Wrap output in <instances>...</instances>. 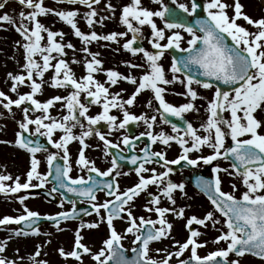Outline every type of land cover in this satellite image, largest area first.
I'll use <instances>...</instances> for the list:
<instances>
[{
  "label": "snow or ice",
  "instance_id": "1",
  "mask_svg": "<svg viewBox=\"0 0 264 264\" xmlns=\"http://www.w3.org/2000/svg\"><path fill=\"white\" fill-rule=\"evenodd\" d=\"M17 2L22 8L29 9L27 12L20 11L18 13L19 23H17L16 18L7 13L0 15V23L11 24L23 39V43H18L24 50L23 70L26 75L8 73L12 81L10 91L16 92L18 86L24 84L26 80L31 82L29 85L31 91L26 94H18L16 99H11L4 92H0V103H2L3 108L9 111H11L12 106L21 108L22 105L30 103L31 108H21L24 115L22 120L18 121L19 131L15 133V145L25 149L30 154L31 159L24 183H20L19 177L12 180L10 175L0 174V194L17 193L22 189L27 190L29 188H43L48 182L49 176H52V179L56 181L55 186L50 190L52 193L57 192L58 189H63L64 192L87 201L91 211L83 209L84 215L95 213L99 219L90 223L82 221L79 224L75 229L72 250L65 252L63 248L58 249L59 255L63 258L72 257L79 261L82 254H89L95 264H170L173 257L177 258L178 264H240L238 259H226L230 253H234L236 257L249 254L264 261V134L259 131L264 127V117L257 119V116L254 115L258 110L260 113H264V18L253 20L244 14L243 5L239 0H235L234 5L226 3L225 0H204L202 5L197 0H192L190 6L172 0V4L189 17L197 14V10L202 8L204 18L195 19V27L186 26L179 22H166L164 28L161 29L157 27L153 18L164 19L165 14L171 12V9L164 5L162 0H153V3L160 5V10L157 11L143 7L141 0H130V3L122 7L119 16L120 23L126 27L127 32L132 33V38L126 40L123 48L133 55L142 53L147 71L139 77H134L131 74L125 76L114 70H106L105 72L106 82L109 85H116L123 80L134 86V91L125 100L120 98V93L110 96L108 88L94 79L93 73L100 70L102 62L96 58L98 53L90 52L87 45L100 40L117 42L118 38H123L127 32L98 35L95 31H91L85 34L77 25V17L80 13L74 8L69 10L48 8L44 6L43 0H17ZM7 3L8 0H0V9H3ZM57 3L84 5L89 9L83 14L87 25L91 28L94 23L98 22L93 19L98 13L92 5H98L100 0H57ZM105 8L109 12L115 11L110 3L105 4ZM229 8H232V15H229L227 11ZM49 14L70 26L72 34L78 37L83 45L81 51L92 57L90 61L85 62L84 68L87 74L80 80L75 78L69 64L64 59L51 55L55 52L59 57H62L66 54L65 48L71 49L73 52L76 49L71 42L66 44L56 42L55 37L59 36L63 39L65 34L49 30L37 19L39 16ZM107 18L106 16L100 17V22ZM240 18L248 25L256 28L257 31L250 32L238 24L237 20ZM25 21L31 24L30 28ZM145 25L151 28L152 38L149 43L156 50L154 53L146 51L143 47L133 46L141 36V27ZM165 29H182L188 33L190 39L187 40V47H181L183 37L179 31H174L166 36ZM41 33H47V45L41 44L43 39ZM227 39H230V45L226 43ZM162 40L167 42L162 44L160 42ZM172 48L187 55L179 59L173 58L168 69L172 73L171 79H169L159 61L164 56L165 51ZM37 54L40 55L42 64L34 59ZM53 59L56 60L54 65L51 63ZM72 62L77 63L78 61L73 57ZM127 66L129 68L144 67V65L132 63H128ZM49 68H54L49 86L70 88L71 90L67 96H53L41 103L34 97L41 91L42 78ZM34 76L39 78L41 82L37 83L33 79ZM197 77L204 79H197ZM212 81L230 86L231 92L224 91L219 87L215 88L212 98L207 103V119L201 123L199 129L185 121L183 128L177 127L174 123L171 124L172 132L175 135L166 134L162 131L154 134L151 130L157 120L156 115L150 118L144 114L133 115L125 107H132L139 94L144 90H150L154 101L159 105V108L155 110L159 113L160 123H171L166 119L167 116L183 120L184 113L196 110L193 102L200 98L193 85L212 89ZM177 82L182 84L184 88V92L177 93V95H183L187 102L174 106L165 100L164 94L167 91L165 86ZM81 93H85V100L91 98L89 103L100 104L102 111L96 116L87 115L88 106L80 102ZM57 102L62 103L68 113L60 119L49 115V108ZM147 106L154 107L152 100L148 101ZM111 108L118 109L123 116V119L118 123L117 116L110 114ZM37 110L43 114L35 119L30 118L29 112ZM76 112L79 113V117H83L87 121L86 130L84 124L74 115ZM224 113H228L230 118H225ZM46 120L50 122L45 123ZM101 121L106 124L109 134L114 129L126 128L130 122L142 121L147 128L146 132L134 137L135 140H139L140 137L147 136L149 144L140 149L143 155L133 154L128 160L129 164L136 165L134 171L138 177V182L123 191L120 190L115 181V176L122 175L116 171L118 168L116 158L112 159L111 167L101 171L85 155V149L90 147L85 143V138L91 135H95L99 141L103 142L106 156L109 154L110 148H118V144L109 141L105 133L95 128ZM77 124L81 128L79 135L72 132ZM30 126L35 127L31 128ZM57 130L63 134L58 140H55L53 133ZM201 131L203 135L198 134ZM24 133H28L29 136H45L48 144L57 149V153H51L46 157L49 166L47 174H41L38 171L40 161L35 155L38 152L47 151V149L40 143L25 137ZM227 137L231 139L230 146L225 144ZM72 141H78L80 145L78 158L75 161L78 168L89 174L94 173L96 177H112L111 182L97 180L92 175H88L86 179L84 176L73 178L70 175L72 168L68 145ZM170 142H175L180 149V154L175 159H167L164 151L150 150L152 144L160 143L170 147ZM121 143L126 147L135 148L128 136H124ZM205 147L211 149L209 155H199L195 158L190 155L194 152L200 153ZM61 151L63 155L60 158L64 161L63 167L54 166L53 162ZM120 158L123 159L122 156ZM220 159L230 161L231 171L227 168L213 166L211 180L197 177V188L207 196L214 211H207L202 218L193 215L186 219L184 227L189 234L183 243L173 241L172 247L176 249L174 252L167 248L156 249L157 252L163 251L166 255L159 260L150 256L152 242L171 238L173 225L166 219V214L183 219L185 209L183 207H159L160 196L149 193L151 199L148 200L144 210L149 213L154 212L156 219H146L143 216L136 217L131 210L135 197L145 191L149 185H156L162 196L167 198L170 204L175 205L173 193L176 190L185 193V185L173 183L167 179L173 171L170 165H178L183 161L188 166L196 167L201 162L204 165H211L213 161ZM152 163H160V167L164 171L157 173L156 169L145 167L146 164ZM53 167L54 175L52 174ZM114 171L115 176L112 175ZM148 172L151 173L150 176L143 175V173ZM221 172L240 178V183L245 190L239 198L233 195L237 191L236 184L231 185L232 192L222 190V180L219 175ZM123 174L126 175L127 173ZM9 180H12V184L6 185L4 182ZM33 180H36L37 183L33 184ZM97 191H105V194L112 199L105 200L103 203L98 202ZM26 198L21 196L18 199L23 205ZM72 204L73 208L70 211H62L44 217L25 206L21 215L16 217L6 215L0 218V225L23 223L31 234L38 235L39 231L33 225L36 224L37 220L43 218L52 221L57 230H62L60 229L62 220L79 218L80 214L76 211L75 202L73 201ZM101 210H103V214ZM216 213L223 219H217ZM125 218L127 227L123 234L118 233L114 227V220H124ZM209 221L214 229H216V225L221 226L216 229L219 235L212 240V243L224 242L226 247L218 248L201 256L198 254V249L205 247L208 241L198 242L196 238L202 233L194 230L191 226L197 224L207 227L206 222ZM100 223L106 224L108 236L102 241V247L93 253L88 246L82 243L81 230L97 228ZM14 234L28 235L29 232L16 230ZM129 234L134 237L131 243L135 246L131 249L133 253L131 257L125 255V250L121 244L124 237ZM5 248L6 243L0 241V253H3ZM186 250L190 251V257L187 260L179 259ZM39 251L40 246L38 245L35 255H39ZM0 264H16V261L0 256ZM33 264H46V262L33 259Z\"/></svg>",
  "mask_w": 264,
  "mask_h": 264
},
{
  "label": "rangeland",
  "instance_id": "2",
  "mask_svg": "<svg viewBox=\"0 0 264 264\" xmlns=\"http://www.w3.org/2000/svg\"><path fill=\"white\" fill-rule=\"evenodd\" d=\"M162 2L164 5H167L166 0H162ZM225 2L234 5L235 0H225ZM239 2L243 5V13L248 15L253 20L264 18V0H239ZM43 3L44 6L53 9L69 10L74 8L78 10L80 15L77 17V25L85 34H88L91 31H95L98 35H107L112 32H127L126 27L120 23L119 16L122 7L130 3V0H100V3L98 5L93 4L92 7L95 8L98 13V15L93 19L98 22L94 23L91 28L87 25L83 15L89 10L86 6L68 5L66 3L61 4L57 3V0H43ZM109 3L115 9L114 12H109L105 8V4ZM141 3L143 7L148 8L152 11L160 10V5L153 3V0H141ZM177 3H184L190 6V0H177ZM20 11L27 12L29 11V9L22 8L17 0H8L6 6L3 9H0V15L7 13L8 15L16 18L17 23H19L18 13ZM227 11L229 15L233 14L232 8L227 9ZM102 16H106L108 18L100 22V17ZM37 19L49 30L59 31L65 34L63 39H61V37L59 36L55 37L54 40L56 42H60L63 44L71 42L75 46V52H73L71 49L65 48L64 52L66 54L62 57H59L55 52L51 53V55L53 57L64 59L69 64V67L71 68L75 78L77 80H80L84 75L87 74L84 68L85 62L92 59L91 56L81 51L83 45L81 44L80 39L72 34L70 26L66 25L57 17L51 14L47 16H39L37 17ZM153 19L158 28H164L165 23L161 18L154 17ZM25 23L28 24L29 28L31 27V24L28 21H25ZM133 23L135 25V22ZM237 23L245 27L250 32L257 31L256 28H254L252 25H248L242 18L238 19ZM174 31H179L181 36L183 37V40L181 41V47H187V40L190 39L189 34L184 32L182 29H165V34L167 36ZM141 34H146L147 36L151 37L150 26H142ZM41 35L43 36L41 44L47 45V33H41ZM131 36L132 33L127 32V35L123 38H118L117 42L100 40L93 41L87 45L90 52L98 53V56L96 58L102 62L100 70L93 73L94 79L108 88L110 96L116 93H120V98L125 100L134 91V86L123 80L119 81L116 85H109L106 82L107 77L105 75V72L106 70H114L125 76L131 74L134 77H139L145 71H147V65L144 64L145 61L143 57L133 58L128 55V52L126 50H122V42L127 38H130ZM18 42L23 43V39L16 32L15 28L11 24L0 23V92H4L11 99H16L18 94H26L31 91V88L29 86L31 82L27 80L24 84L18 86L16 92L10 91L12 81L9 78L8 73H12L13 75H26L23 70V65L25 63L24 50L22 47H20V44ZM160 42L163 44L167 41L162 40ZM73 57H75V60L78 61L77 63L72 62ZM34 59H36L38 63H43L39 54H37ZM51 63L54 65L56 63V60L53 59ZM128 63L144 65V67L129 68L127 66ZM159 63L162 66L164 65V62L162 61H159ZM163 68L165 70L166 66H163ZM53 74L54 68H49L48 71L44 73V76L42 78V89L34 97L37 101L43 103L53 96H67L69 94V90L66 88H54L49 86ZM170 74L172 73L170 72ZM33 79H35L37 83L41 82L40 79L36 78L35 76L33 77ZM122 89L124 91H121ZM183 92L184 91L179 93ZM149 94V90H147L146 92L143 91L141 94H139L132 107L125 106L127 108V111L133 115H157L154 107L147 106L149 100H152L153 105L155 102ZM84 95L85 93H81L80 97ZM169 96H173V94H169ZM175 100H172L170 103H174L173 105L179 106L180 104L187 102V99L183 95H178V98ZM21 108H23V105L21 106ZM21 108L12 106L11 111H9L8 109L3 108L2 103H0V174L10 175L12 177V180H15L16 177H22L23 179L24 173L30 168L31 157L28 156L23 149L15 145V133L19 131L18 121H21L24 115V113L21 111ZM112 109L114 110L110 109V113H117L118 115H122L118 109ZM42 114L43 113L40 110L29 112L30 118L33 119H35L37 116H41ZM66 114L67 109L64 108L62 106V103L60 102L55 103L49 108V115L54 118L60 119L63 115ZM254 115L257 116V119L264 117V113H260L259 110ZM44 122L48 123L50 121L46 120ZM30 127L34 128L35 126ZM259 131L261 132V134H264V127H262ZM54 134L55 132L53 133V135ZM38 157L36 156L41 165L44 161L43 156ZM12 180L5 181L4 183L6 185H11ZM21 196L27 197L26 199L29 198L27 195L21 194ZM25 206L29 210H34L35 200H24L22 205L19 202L18 197H16V195H14L13 193L0 194V218L6 215L11 217L21 215L23 214V208ZM38 208L42 209L40 205L38 206ZM76 228L77 227H73L71 225L70 230H68L67 232L65 231L64 233H60V235L58 236L51 235L46 229H41L40 232H44L48 236H42L40 238L30 235H15L14 232L17 230L16 224L0 225V241L6 243L5 251L3 253H0V256L7 257L9 260H14L16 261V264H33V259L35 261H44L46 262V264H92L95 261L92 260L89 254H83L81 260H77L76 262H73L71 260L72 257L63 258L59 255L58 249L60 248H63L65 252H70L72 250ZM200 232L202 233V236L201 238H197L198 242L208 241V243L205 247L198 249V254L206 255L210 251L220 248L219 244H214L212 243V241L207 240L208 238H212V232H207L206 230ZM213 235H215L216 237L219 235V232L215 230L213 232ZM93 239L95 238H83V241L85 240V242L82 241V243L88 246L92 250V252L95 253L97 250V245L96 242L93 241ZM38 245L40 246L39 255H35ZM166 248L169 251H173V249H175L172 247V244H167ZM189 254L191 255L190 251L186 250L183 255ZM174 259L175 257H173L171 261H173ZM226 259H238L240 261V264H264V261H261L259 259H253L250 257H236L231 253Z\"/></svg>",
  "mask_w": 264,
  "mask_h": 264
},
{
  "label": "flooded vegetation",
  "instance_id": "3",
  "mask_svg": "<svg viewBox=\"0 0 264 264\" xmlns=\"http://www.w3.org/2000/svg\"><path fill=\"white\" fill-rule=\"evenodd\" d=\"M127 38V37H125ZM132 38V36H131ZM151 37L147 36L146 34H141L139 40L140 44L146 51L152 52L151 44L149 43V40ZM128 55L133 58H142V53H137L136 55L131 54L128 52ZM164 62L163 66H166L165 72L167 77L171 79L172 74L168 71L170 65H171V59L168 54H164L162 56L161 60ZM168 67V68H167ZM182 78V77H181ZM167 91L165 92V100L170 103L172 100H175L178 98L177 93L184 91L183 85L179 82L171 85L165 86ZM193 87L198 92V96L200 97L193 103L195 104V111H190L183 114V120L178 119L176 117L167 116L166 119H168L171 123H160L159 113L156 111L157 120L153 126V129L151 130L154 134L159 132H164L166 134L175 135V133L172 132L171 124H176L177 127L183 128L184 122H189L193 125V127L199 129L201 123L206 121L207 119V112L206 107L208 100H210L214 94L215 87L213 86L212 89H204L199 87L198 85H193ZM145 92L147 90H144ZM169 91V92H168ZM149 95L153 99V95L151 91L149 90ZM169 94H173V96H169ZM85 95L80 97V102L85 103L88 106V113L89 116H96L102 111V107L100 104H91L89 103L90 97L88 100H85ZM154 100V99H153ZM176 102V100H175ZM174 104V103H171ZM158 103L154 102V109H157ZM176 106V105H174ZM111 110H114L111 108ZM68 114V113H67ZM111 115L117 116V123L123 119L122 115H118L117 113H110ZM80 122L84 124L85 130L87 129V121L83 119V117H79V113L76 115ZM139 116V115H137ZM147 117H151L153 115H145ZM225 118H230L228 113H224ZM96 129L100 130L101 132L105 133L107 136V139L111 141L112 143L118 144V148H110L108 150L109 154L106 156L104 154V145L102 141H99L98 138L95 135H91L87 138H85V143L88 144L90 147L85 149V155L86 157L95 163V166L100 169L101 171L106 170L107 168L111 167V161L113 158H116L118 168L116 171H119L122 173V175L115 176V171L113 172V176H115V181L118 183L119 188L121 191L132 187L135 183L138 182V177L135 174V167L136 165H132L128 163L129 158L131 155L135 154L138 156H142L143 153L140 151V149L144 148L147 144H149V141L147 139V136L140 137L139 140H135L134 137L139 136L140 133L146 132L147 128L146 125L141 122H130L126 128L124 129H114L110 134L108 133V128L106 124L101 121L96 126ZM226 131V129H225ZM72 132L76 135H79L81 132V128L79 124H77L76 127L72 129ZM63 133H59L56 135L57 137H54L53 139L58 140L59 137ZM203 135V132L200 133ZM124 136H128L130 140H132V144L135 145V148L132 147H126L123 143H121V140ZM171 146L166 147L160 143H155L151 145V151H164L166 153V158L169 160L175 159L180 154V149L175 142H170ZM226 146H230L231 139L230 137H227L225 140ZM79 143L78 141H72L68 145L69 154H70V164L72 171L70 175L75 178L77 176H84L85 179L88 175H92L97 180H103L104 182H111L112 177H96L94 173H86L82 171L78 166L76 165L75 161L78 158V150H79ZM51 153H57V149L51 148L49 151L45 152H38L36 155L43 156L44 162L39 166L38 171L41 174H47L49 172V167L46 162L47 155ZM211 153V149H208L207 147L203 148L200 153H191L190 155L195 158L199 155H209ZM63 155L62 151L58 153L57 158L61 161V167H63L64 161L60 158ZM123 157L121 159L120 157ZM60 163H56V165H59ZM60 166V165H59ZM213 166H219L220 168H227L229 171H231L230 168V161L228 160H217L213 161L211 165H204L202 162L196 166H188L183 161L180 162L178 165H170V167L173 169V171L169 174L167 179L171 180L173 183H183L185 185V193H181L179 190H176L173 193L174 199H175V205L170 204L167 198L163 197L160 193L159 189L156 185H149L148 188L141 192L139 196L135 197L133 204H132V213L136 217L143 216L146 219H156V215L154 212L149 213L146 212L145 206L147 205L148 200L151 199L149 196V193L153 195H159L160 196V204L159 207H175L180 208L183 207L185 209L184 218L178 219L174 217L171 214H166V219L168 222H170L173 227L171 229V238L168 239H162L160 241H154L151 243L150 247L152 251L150 252V256L153 258L159 260L162 259L166 253L161 251L157 252L156 249H165L167 247V244H172L173 241H180L183 243L189 234L188 230L184 227L186 223V219L190 216H197L198 218H202L204 214L207 211H214L213 206L211 205L208 198L204 195L203 192H201L197 188V177H201L206 180L212 179V172L211 169ZM145 167L149 169H156L157 173L164 171L163 168L160 167V163H152V164H146ZM123 173H127L124 175ZM146 177L150 176L151 173H143ZM220 178L222 180V190L225 192H232V184L237 185V191L233 193L237 198H239L240 194L245 190L243 185L240 183V178L235 176H229L225 172H221ZM52 178V177H51ZM33 184H36L37 181L33 180ZM56 182H53L48 178V182L45 183L43 188L49 192V194L52 196L50 202H46L43 198L38 196H32L33 199H35V210L38 212L41 216L46 215H55L56 213L62 212V211H70L73 208L72 202H75V208L76 211L79 212L81 215V219L79 221H73V222H63L60 224V229L57 230L55 226H47L51 234H60L61 232H65L71 225L73 227H78L79 224L83 221L86 223L95 222L98 221V217L95 213H92L91 215H84L83 209H88V211H91L89 208V205L86 200H84L81 197L75 196L73 194L64 192L63 189H58L57 192L52 193L50 190L55 186ZM61 196H63V199H61ZM97 200L100 203H103L105 200L112 199V197H109L105 194V191H97L96 192ZM41 206L42 209H39L38 206ZM101 213L103 214V210H101ZM215 217L217 219L222 220L223 218L219 216L218 213L215 214ZM138 222V221H137ZM207 227H203L197 224H193L191 227L194 230H211L214 229L212 227L211 222H206ZM114 227L115 230L118 233L123 234L125 228L127 227L126 218L124 220L116 219L114 220ZM156 227H159V225H156ZM216 227H221L220 225H216ZM81 233L83 234V238H91L94 236V242H96L97 250L102 247V241L107 238L108 236V229L105 223H100L99 227L93 228V229H82ZM184 238V240H183ZM134 239L132 235H127L124 237V239L121 241V244L125 250V255L128 257H131V249L135 247L131 242ZM197 239V238H196ZM85 241V240H84ZM176 249H173V252ZM183 255L179 258L182 259ZM178 263V260L175 258L173 261H170V264Z\"/></svg>",
  "mask_w": 264,
  "mask_h": 264
},
{
  "label": "water",
  "instance_id": "4",
  "mask_svg": "<svg viewBox=\"0 0 264 264\" xmlns=\"http://www.w3.org/2000/svg\"><path fill=\"white\" fill-rule=\"evenodd\" d=\"M169 5L167 6L169 9H171V12L170 13H166L165 14V21L166 22H179V23H183L185 24L186 26H192V27H195L194 25V20L197 19V18H204L203 17V13H202V8L201 9H198L197 10V14H194L192 16V18L190 19V17L186 14V13H183L182 11H180L178 8H174L173 6L170 5V3L172 2V0H167ZM192 2V0H191ZM198 3H200L202 5V2L200 0H197ZM226 43H228L229 45L231 44V41L230 39H227L226 40ZM170 54L172 55L173 58H176V59H179L180 57L184 56V55H187L186 53H181L179 52L178 50H176L175 48H172V49H167ZM197 79H201L203 80L204 78L203 77H197ZM213 84H215L217 87L221 88L222 90H231V87L230 86H227V85H223L221 84L220 82H217V81H212ZM26 107H30V105L26 104ZM25 137L29 138V139H32L31 137H29V135L27 133H24L23 134ZM34 142H38L40 143L45 149L47 148L46 144L48 141L46 140H39V138H36V139H32ZM44 197H46L45 194H42ZM44 223H53L52 221H49V220H46V219H39L37 220L36 224L33 225V227H38ZM18 228L21 232H30V230L28 228L25 227V225L22 223V224H19L18 225ZM252 256V255H251ZM254 257V256H253ZM219 259V258H218Z\"/></svg>",
  "mask_w": 264,
  "mask_h": 264
}]
</instances>
